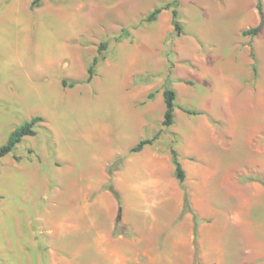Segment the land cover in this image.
Instances as JSON below:
<instances>
[{
    "label": "rangeland",
    "instance_id": "1",
    "mask_svg": "<svg viewBox=\"0 0 264 264\" xmlns=\"http://www.w3.org/2000/svg\"><path fill=\"white\" fill-rule=\"evenodd\" d=\"M172 1L42 0L32 7V0H0V146L14 128L41 118L35 135L24 137L0 159V264H51L41 220L50 203L64 206L65 189L67 195L77 200L82 195L89 202L97 189L107 190L108 164L125 156L123 166L134 154L129 153L131 148L115 157L110 152L97 162L99 176L92 182L81 171L87 168L91 149L102 146L101 141H116L114 132L119 130L132 137L138 129L134 124L143 128L141 139L159 133L153 143L161 156H170L171 147L177 151L179 146L177 127L185 122L182 116L196 120L204 108L229 117L231 103L240 99V117L228 118L240 121L249 133L239 143L247 162L240 178L261 185L257 179L264 180V134L259 135L257 128L264 121V0L262 20L255 0H179L178 36L172 34L173 6L163 9L156 21H144L154 8ZM256 26L255 35H243ZM103 42L107 43L104 59L87 82L88 69ZM228 66L233 79L227 95ZM62 80L73 86H63ZM165 88L176 94L174 123L169 128L161 125ZM99 92L103 102L97 105ZM123 117L126 126L121 127ZM223 142L225 149L235 146L229 137ZM69 163L70 173H59ZM223 178L217 170L215 191L197 192L202 204L210 201L206 213L192 207L198 218L196 239L193 228L194 264H202L197 241L202 234L207 239L204 251L217 255V264H225L224 260L242 264L247 249L264 257V238L247 237L254 221L245 216L249 205L243 210L223 208L225 201L251 200L253 192L229 195V188L220 185ZM118 230L128 231L123 223ZM67 258L85 261L76 254ZM260 259L253 264H260Z\"/></svg>",
    "mask_w": 264,
    "mask_h": 264
},
{
    "label": "crops",
    "instance_id": "2",
    "mask_svg": "<svg viewBox=\"0 0 264 264\" xmlns=\"http://www.w3.org/2000/svg\"><path fill=\"white\" fill-rule=\"evenodd\" d=\"M162 19H165V16ZM158 25L161 24L158 23ZM237 67L234 65L233 68ZM228 69L230 74L229 77L224 78V81H227L231 88L226 91L227 95L231 93L233 79L232 66H228ZM98 95L100 97L95 102L97 105L103 102L101 92ZM241 103V100L237 98L231 103L233 107H231L230 116L235 114L240 117ZM235 106H237L236 109ZM163 109L165 110V106ZM146 110H150V107ZM203 112L204 114L196 120L182 116L185 122L177 127L179 146L176 152L179 153V161L185 171L184 184L190 203L193 208L206 213L205 207L209 208L210 200H205L208 205L202 204L197 197V192L199 190H204L205 193L215 191L218 170L226 179L223 178L225 181L220 182V185H226L229 188V191H226L229 195L253 192L251 200L247 201V198L235 201L233 204L225 201L223 208L227 211L233 206H239L243 210L245 205H249L245 216L254 221L252 233L247 237L262 240L264 238V186L240 178L247 167V162L245 150L239 143L241 139L248 137L247 128H243L240 121L228 119L230 116L226 117V112L223 115L220 113L219 116L204 108ZM125 119L123 117L121 121L119 120L121 127L126 126ZM138 121L136 119L134 123ZM260 124L261 126L257 128L259 135L264 134V121ZM134 125L138 129L132 137L129 136L130 134L124 135V131L119 130L114 132L116 141H101L102 146L91 149L90 156L94 153L96 158L92 160L100 162L110 152L115 157L135 146L141 140L140 130L143 128L138 124ZM228 137L235 140V146L229 148L230 150L223 146L225 145L223 140ZM105 149L108 154L100 155ZM89 159L90 157L87 158L86 164ZM261 160L264 163V158ZM64 168L59 173H70V163L66 169ZM86 170L81 171L86 180L92 182L93 178L99 176L98 166L91 170L87 165ZM93 170L96 174L95 172L93 174ZM74 181L76 179L72 180ZM113 183L121 196L123 208L121 222L128 231L114 233L118 203L111 192L95 189L97 194L89 202L82 195L80 200H77V196L67 195L65 189L62 198L65 199L64 206L61 207L52 201L50 210L41 219L48 234L46 237H48V247L52 256L51 264H83L74 263L67 258V256L75 257V254L85 258L84 264H194L193 228L195 223L189 213H184V192L174 177L171 156H161L156 143L147 145L140 152L126 159L122 168L114 174ZM255 194L258 196L255 197ZM206 240L203 234L197 238L201 247L202 264L220 263L217 255H215L216 260L209 251L208 253L204 251L207 247ZM250 253H252L251 249H247L242 264L256 263L258 258L262 260L260 264H264L262 252L260 255L257 252ZM224 263L226 264V260Z\"/></svg>",
    "mask_w": 264,
    "mask_h": 264
},
{
    "label": "trees",
    "instance_id": "3",
    "mask_svg": "<svg viewBox=\"0 0 264 264\" xmlns=\"http://www.w3.org/2000/svg\"><path fill=\"white\" fill-rule=\"evenodd\" d=\"M42 0H32L31 2V6L35 7L37 6ZM179 0H173L172 2L166 3L164 6L162 7H156L154 8L150 13L147 14V16L145 17V22L146 23H151L157 20L158 15L160 14V12L163 9H168L170 7L173 6V9L171 10V17H172V21H173V32L172 34L175 36H178L181 34V25L179 23L178 20V12L176 10V5L178 3ZM256 2V10L258 13V16L260 18V20H262L263 18V4H262V0H255ZM259 30V26H256L254 28L248 29L246 31L243 32V35H255ZM107 46L106 42L101 43L98 48H97V56H95L91 62V65L88 69V76H87V82L90 81L94 75V67L97 65V63L104 59L103 56V51H105ZM253 70H255V67L253 66ZM62 84L63 86H73V83H68L66 80H62ZM163 99H164V106H165V110L163 113V119L161 122V125L165 128H169L173 125L174 123V111L176 108L175 105V99H176V94L175 92L170 89V88H165L163 91ZM183 111L187 114H196L197 112H193L190 111L188 109H183ZM41 121V118L39 117H34L32 119H30L27 122H24L23 124H21L20 126L14 128L11 133L9 134L7 140L5 141V143H3L0 146V159H2L3 157H5L6 155H8L9 153H11L14 148L22 141V139L24 137H28V136H33L35 135V130L34 127L35 125ZM158 134L154 135L151 138L148 139H141L135 146H133L130 150L129 153H138L140 152L146 145H151L154 141L157 140L158 138ZM170 156H171V163L174 167V177L176 178V180L178 181V183L181 185V188L183 189L184 192V197H183V209L185 212L191 213L193 216V220L195 223V239H196V226L198 224V218L196 216L195 211L193 210L191 203H190V197L188 194V191L184 185V181H185V171L179 161L178 158V154L176 152V150L171 147L170 149ZM125 159V156H117L115 157L107 166V175H108V182L105 185V189H107L108 191H110L114 198L116 199L117 203H118V214H117V218H116V224H115V229H114V233L118 234L120 233V231L118 230L119 227H122V203H121V197L119 195V193L115 190L113 183H112V177L114 175V172L118 171L121 166L122 163ZM257 181H259L261 183V185L264 186V180L259 178L257 179ZM195 259L199 262L198 260V250H195Z\"/></svg>",
    "mask_w": 264,
    "mask_h": 264
},
{
    "label": "bare ground",
    "instance_id": "4",
    "mask_svg": "<svg viewBox=\"0 0 264 264\" xmlns=\"http://www.w3.org/2000/svg\"><path fill=\"white\" fill-rule=\"evenodd\" d=\"M20 54H16L15 55V57H18V59H20V56H19ZM24 56V55H23ZM48 64H50V63H48ZM47 64V66H49ZM29 65V64H28ZM36 66V65H35ZM30 67V66H29ZM41 67H43V66H41ZM33 68V67H32ZM49 69V68H48ZM39 70V69H38ZM27 91V90H26ZM2 92V91H1ZM26 93V92H25ZM27 93H28V91H27ZM106 147V146H105ZM101 149L99 148V151H100ZM109 150V149H108ZM107 151H106V149L102 152L103 154H100V155H106V154H108V153H106ZM96 153V152H95ZM98 154H99V152H97ZM100 153H101V151H100ZM106 153V154H105ZM97 155V154H96ZM95 155H94V153L90 156V159H89V161H88V164H86V165H88V168H90L91 170L92 169H94V168H96V166H98V163H100V162H96V161H93L94 159H96L95 157H94ZM107 156V155H106ZM105 156V157H106ZM97 157V156H96ZM97 158H99V156L97 157ZM93 159V160H92ZM102 159V158H101ZM97 161H99V160H97ZM255 163H257L256 161H255ZM85 168V167H84ZM64 169H66V166H65V168ZM70 169V168H69ZM69 169H67V170H69ZM87 169V168H86ZM262 169H263V167H262ZM66 171V170H65ZM86 171H88V170H86ZM90 172V171H89ZM94 170H93V174H94ZM68 173V172H67ZM86 173V172H85ZM92 173V172H91ZM87 174V173H86ZM90 174V173H89ZM92 174V176H94ZM95 174H96V172H95ZM91 176V175H90ZM90 176H89V178H90ZM93 178V177H92ZM93 179H95V178H93ZM92 179V180H93ZM74 182H76V181H74Z\"/></svg>",
    "mask_w": 264,
    "mask_h": 264
}]
</instances>
